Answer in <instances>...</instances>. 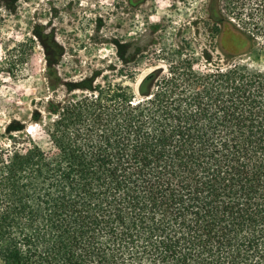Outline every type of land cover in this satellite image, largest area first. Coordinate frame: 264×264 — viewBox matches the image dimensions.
<instances>
[{
    "label": "trees",
    "instance_id": "1",
    "mask_svg": "<svg viewBox=\"0 0 264 264\" xmlns=\"http://www.w3.org/2000/svg\"><path fill=\"white\" fill-rule=\"evenodd\" d=\"M215 29L227 57L250 45ZM95 79L57 109L52 148L0 133V259L264 264V72L175 54L136 93Z\"/></svg>",
    "mask_w": 264,
    "mask_h": 264
},
{
    "label": "rangeland",
    "instance_id": "2",
    "mask_svg": "<svg viewBox=\"0 0 264 264\" xmlns=\"http://www.w3.org/2000/svg\"><path fill=\"white\" fill-rule=\"evenodd\" d=\"M238 2L0 0V133L23 129L52 148L47 129H54L57 109L88 90L92 75L95 84L124 82L136 93L139 78L165 71L175 54L192 55L196 67L220 57L264 72V0ZM60 3H70L68 10H53ZM219 22L245 32L249 47L223 54Z\"/></svg>",
    "mask_w": 264,
    "mask_h": 264
},
{
    "label": "flooded vegetation",
    "instance_id": "3",
    "mask_svg": "<svg viewBox=\"0 0 264 264\" xmlns=\"http://www.w3.org/2000/svg\"><path fill=\"white\" fill-rule=\"evenodd\" d=\"M163 5H164V3H162V2H159L158 3V6L159 7H163ZM69 6H70V3H60V4H58L53 10H55L56 12H59V11H67L68 10V8H69ZM143 76H141L140 78H139V80L142 78ZM138 80V81H139ZM137 81V82H138Z\"/></svg>",
    "mask_w": 264,
    "mask_h": 264
},
{
    "label": "bare ground",
    "instance_id": "4",
    "mask_svg": "<svg viewBox=\"0 0 264 264\" xmlns=\"http://www.w3.org/2000/svg\"><path fill=\"white\" fill-rule=\"evenodd\" d=\"M139 82V81H138ZM138 82H137V84H138ZM137 84H136V86H137Z\"/></svg>",
    "mask_w": 264,
    "mask_h": 264
}]
</instances>
